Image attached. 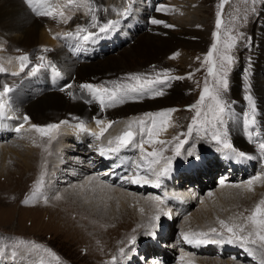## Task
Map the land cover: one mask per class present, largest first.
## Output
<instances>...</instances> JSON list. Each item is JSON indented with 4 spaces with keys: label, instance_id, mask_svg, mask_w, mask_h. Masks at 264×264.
Here are the masks:
<instances>
[{
    "label": "rangeland",
    "instance_id": "374dc122",
    "mask_svg": "<svg viewBox=\"0 0 264 264\" xmlns=\"http://www.w3.org/2000/svg\"><path fill=\"white\" fill-rule=\"evenodd\" d=\"M55 1L56 0H53V2ZM59 1L60 5L63 6V9L68 12H72L73 9H77L80 3H82L81 5H87L89 3V0H85V3L83 0H72L71 3L70 0ZM167 1L168 4L166 2H163V4L174 5L176 7V9H174L167 17L168 23L174 26L167 27L173 36H179L181 34L184 24H197L196 29L198 31L202 30L200 32L206 31V33H208V39H206L207 41H205V46L201 49L197 47V49H192L190 51L185 50L182 57L183 62H178L177 60H179V58H176V55H172L169 58L168 55L165 58L167 61L171 59L169 64L171 63V66L174 65L173 67L178 70L174 71V73L176 75L179 74L180 77L182 76L179 80L181 81L183 95L178 98L176 104L173 105V109H175L173 113L174 116L171 115L173 118L170 119L167 116L165 118L166 122L163 124L164 129L169 128V126H167L168 124H170V126L175 125L176 129L172 128L166 131V135L162 140L158 138V140L154 139L148 141V138L144 136L143 139L148 141L145 145H158L157 149L152 150L156 153V156L152 157L149 155L150 153H153L152 151L144 150L146 152H140V148L136 147L135 149L137 150L134 149L131 152L129 160L131 161V166L139 165V168H131L130 166L128 171L122 175L118 182L120 183L121 181V186L125 187L123 190L132 195L134 198H138L141 195L144 199L143 201L153 199L154 196H158V193L154 190L145 189V191H142L140 189H131V186L126 187L127 182L122 183L124 182L122 178L126 175L140 174L145 175L146 178L149 179L153 175V165L149 164V162L152 160L161 162L166 158L176 156L175 148L180 141H185L180 149L181 154L183 152L187 153L188 149L197 145V143L198 146H200L204 143L203 140L207 143V146H212L211 148H207L209 150L225 149L223 143L220 141L228 142L230 141V137L224 132V127L221 124L225 120L224 114L226 112V108L231 102L232 89L233 86H235V77H241L244 73L249 72L252 67L257 69L259 67L261 75H264V0ZM149 2V5L151 6L154 3L153 0H149ZM222 4L223 7H221ZM50 8L51 6H49V9ZM49 9L46 8L47 11H49ZM50 10L53 13L52 15H48L50 17L57 16L60 13L59 11L54 12L53 8ZM74 12H76V10ZM148 13H151V11L149 10ZM218 13L220 14L219 17ZM229 13H232V15H234L239 22H245L244 25H234L229 22ZM129 17V21L126 23H124L125 19L123 22L121 20V23L124 24L123 26L121 24L117 26L119 30L124 29L125 26L131 22L130 20L134 18L133 16ZM155 18L158 19L157 13L155 14ZM218 18L221 23L224 20V25L220 26L219 29L216 27ZM191 20H199L200 23H195ZM57 24L61 27L63 24L62 19L61 21L59 19ZM111 27L112 28L110 29H114L113 26ZM55 30L58 32L59 29ZM227 30H229V32H233L232 35L227 36ZM140 33L142 32H138L136 34ZM152 33L154 34V31ZM148 34L149 32L142 35L138 39L137 43L139 44L140 41ZM65 36L66 35L64 34H55L51 38V40L56 43L54 46L61 47L55 39L61 41ZM0 40V69H2L0 70V82H10L16 80L17 78H21L26 74L28 65L26 61L22 63L21 57L23 56H29L32 54L31 58L29 57L31 61L30 64H32L35 58L37 59L39 56L43 57V59L39 58V63L33 67L37 70V72L35 71L36 76L43 74L44 69L46 68L45 65L53 59V57H50V55H53V51H55V48L52 46L40 45L38 43L36 48L33 49H19L12 46L11 42L9 40H5L4 37H0ZM72 41L73 39L69 41V43ZM128 41L131 42L132 38H128ZM73 42L74 45H80L79 42L75 43V40ZM230 43L234 44V47L228 48L227 45ZM105 44L108 48L109 42ZM213 44L216 45L215 49L212 48ZM125 51H127V49H122L120 53L116 54L117 57L122 55ZM210 51L213 52L211 62H206L207 54ZM37 55L38 57H36ZM116 55L109 56L104 61L109 58H116ZM226 55L234 58L231 64H227L223 61L222 58ZM184 59L188 61L187 65L184 64L186 62H184ZM124 62L135 65L136 63L143 64L146 61L142 57H134L132 55L125 58ZM21 63L24 66L15 70L14 68L17 66L16 64L19 66ZM222 63L225 64L226 78L228 80V88L221 96V106L225 109L223 113L219 111V107L216 102L210 97L206 96L204 101H200V97L203 94V89L206 85L210 91L218 86V81L224 74V70L221 69ZM41 65H44L45 67L39 68ZM213 65H215V67L213 69V73L210 74L209 67H212ZM154 68L155 65L151 64V66H146L143 70L152 71ZM244 68L245 70H243ZM64 72L66 75L69 74L68 69H65V67ZM176 75H171V77H175L176 79L178 77ZM183 75L187 77H184ZM25 76L30 77L32 80V76ZM162 78L167 79L166 77ZM260 83L264 84V79L263 82ZM169 86L170 85L167 87ZM36 88H38L39 91L42 90L37 86L33 88L32 86L30 88L25 86L19 89L17 94L20 93L21 97L31 100L33 99L34 93H39V91L35 90ZM0 93L3 94V89ZM197 103H200L199 109H192L190 107L191 105ZM163 111H167V109ZM197 111H199L201 115L197 118V124L193 126V132L189 136L188 127L192 124L193 118L196 117ZM16 124L17 123L14 122L13 126ZM18 125L19 124H17V126ZM148 126L150 127L151 124ZM38 133L39 132L35 131V129L31 128L24 136L12 139V142H10L12 148L8 149L10 152L7 149H3V151H7L8 153L2 152L0 149V264H120V262L123 264L122 261L129 258L130 249L131 254L134 256L133 252H136L142 247L141 245H144V240H146L152 232H155V228L159 225H163V222L169 224L170 221L172 224H169L167 226L169 229H166V233H170V239L166 240L168 241V244H166L165 248L167 247L166 250H169L173 256H176L173 257V261L171 263L175 264L178 262L179 252H187V249L182 245V243H184L182 233L190 232L189 234H193L195 231L197 233L203 231L199 225L194 224V222L191 223L192 220H190L189 217L190 214L194 215L199 211V205L201 202H199L198 199L195 200L197 207L194 205L192 207L193 210H191L186 217L178 216L176 218L172 216L173 219L171 220L170 215L172 210L170 211V208L172 205H169L166 201L167 197H162L161 200L156 199L157 202H154L156 205L153 209L154 212H152V214L148 216V219L143 222L141 219L136 218L133 215L122 216V224H120L121 220L119 222L116 221L117 218L115 220L110 219L118 214L119 208H117V204H115L116 202L112 199L107 200L101 197L99 192H103L94 189V184H84L85 180L83 175L85 176V173L83 172L87 171L88 167L86 163L90 164V161H94L96 157V153L91 151L94 150L93 146L96 145V141H94L96 137L89 138L88 156H82L79 153L71 154L69 156L66 155V158L71 160L68 162L65 159V156H62L64 153L58 152V154L65 160L61 164L55 165L53 163L55 159L51 157V154L54 153L53 146L56 138L51 134V132L46 136H42L40 133L38 135ZM215 135H218L220 140L214 139L213 137ZM9 137L12 136L7 134L3 140L8 139ZM140 139L141 137L139 136L137 138V142H139ZM1 141L2 139L0 140V143ZM69 141H75L74 137L69 139ZM158 141H164L165 143L161 144ZM31 142H33L36 152L39 151V153L34 155V160H37L34 161L29 168L25 165L24 159L28 153L26 149L32 146ZM191 142L194 144L190 145ZM79 149L83 150L82 148ZM163 154L165 158H158V156ZM2 156H4L7 165L5 169L2 167ZM82 158H86L85 163L81 160ZM146 159H148L147 163ZM184 159L185 160L181 162L182 164H185L187 161L186 158ZM172 168L174 167L171 166L167 173H169ZM93 175L95 176L99 174L93 171ZM62 179L64 180L61 182ZM101 179L105 180L107 177ZM200 180L201 184L206 181L203 178H200ZM142 185L144 186V184ZM150 186L148 187L150 188ZM215 189H212L211 192ZM186 191L188 190L186 189ZM184 194H186V192H184ZM255 194H261L264 197V189L262 191L259 189L255 192ZM182 195L183 194H176V197L184 200L188 199L191 202L192 197ZM206 195L205 192L202 194V196ZM57 197H59V199H57ZM26 199L28 200L27 204L24 203ZM247 200L250 202L251 198H241L237 203L226 202L228 206L226 205V207H224L225 210L221 208L224 204L221 205L220 203L216 204V202H212L210 205L215 208H213L214 211L211 212L214 227L216 229L221 227L219 220H224V218H221V214H224L228 210L233 211V209H239V212L231 213L232 220L230 219V224L228 223L229 226L247 223L246 225L248 226V230H251L252 225L250 222L246 221V218L255 211L258 205L257 202L260 204V207H262L261 201L264 200L260 199L257 201L256 198L254 199L252 197V201L250 203H246ZM151 202L153 203V201ZM128 205V209H132V207H134L131 203ZM137 207L139 208V206ZM217 208L221 211H218ZM101 210L102 212H100ZM155 210L159 213H155ZM125 212L131 214L130 210H125ZM137 212L143 213L142 215L145 214L142 207L139 208ZM102 214H105L106 216H103ZM157 216L159 217L158 219H156ZM232 217H234L235 220ZM241 219H243V221ZM168 230H170V232H168ZM219 231L220 230H218V232ZM220 232L227 234L226 229ZM133 236L136 237L134 244L131 243V238ZM123 238H125V241H123ZM254 247L256 248V246ZM121 248L124 249L123 253L120 251ZM257 250L260 252V255L262 251H264L259 249ZM143 252H145V248ZM122 256L123 259L121 260ZM169 257H171V255H169ZM202 257L213 259L218 262L230 260L229 255L227 257L221 256L223 258L220 259L214 253L206 254ZM259 257L261 258V256ZM152 258H150V264H153L151 261ZM156 258L158 261H162L161 257L156 256ZM240 261L241 260H236V262L241 264H259L257 258L252 262L242 263ZM131 262H133V264L134 262H136L135 264L140 263L138 257H132L129 264H131ZM169 263L170 262H168V264ZM164 264H166V261H164Z\"/></svg>",
    "mask_w": 264,
    "mask_h": 264
},
{
    "label": "bare ground",
    "instance_id": "6f19581e",
    "mask_svg": "<svg viewBox=\"0 0 264 264\" xmlns=\"http://www.w3.org/2000/svg\"><path fill=\"white\" fill-rule=\"evenodd\" d=\"M49 1L50 0L47 1L45 0L43 3V1L41 0V3H38L39 4L38 5L35 0H31V3L27 2V0H0V34H1L0 37H4L5 40H9L12 46L19 49H29V48L33 49L36 48L38 43L40 45L54 47L55 51H53V55H50V57H53V59H51V62L45 65L46 68L44 69V73H46L48 70H50L49 72L55 71L56 75L57 73H59L57 77L60 78L63 83L60 89L52 90L50 89L47 80H43L39 78L42 77L41 74H39L38 76L35 75L37 70L36 72L35 71L33 72V67H35L36 64L39 63L38 60L40 56L38 57V55L36 56L38 57L37 59L36 58L34 60L32 59L33 60L32 64H30L31 62L30 59L26 61L28 65V70L25 75L32 76V80L30 79V77L24 75L23 77L17 78L16 80L10 82L7 81L0 82V92L2 89H4L5 86H7L10 89V91H8L7 93H5L4 91L3 94L0 93V104L4 105L3 109H0V140L2 139L0 143V149L2 150V152H7V151H3V149L8 150L9 148H12L10 144V142H12V139H16L19 136H24L25 134H27V131L32 128V125L43 127L51 123H56L59 124L60 126L57 130L51 132V134L56 138V139L54 138L55 139V144L53 146L54 153L51 154L52 155L51 157L55 159L53 163L55 165H59L62 162H64L65 159L68 162L71 161L70 159L66 158V155L69 156L71 154L79 153L82 156H88L89 138L96 137L92 135V133H96L98 135L101 131V128L109 123H111V127L104 132V135L100 136L99 139L95 138V140L98 141V144L95 146L94 151L99 153V149L101 147H104L107 152V149L109 147L108 144L109 140L113 141L112 147H116L115 137H117L121 131L127 129L128 126L131 124V130L135 134V140L133 141V143L128 146L120 147L118 148L117 151L105 155V156H111V155L116 156L115 158L118 159H115V164L118 165L122 162L125 165V168H127L129 164V161L127 160V156L133 151L132 148L137 146L138 144L137 138L139 136L141 137L140 125L137 123V121L145 120L147 122L149 120V118L146 116L147 113H158V112H162L165 109L167 110L173 109V105L176 104L177 99L183 95L181 81L179 79H175L174 77L169 81L168 84L170 85L169 87H167L168 85L163 86L161 84L153 85L152 87L154 89L164 91L165 94L162 96H154L152 91H149L146 92L141 97H139L138 99L128 98L125 99L123 103H115V104H111L110 106H107V100H106V106L103 109L101 108L99 100L96 99L92 94L88 93L86 90H82L80 88V85L83 83H91L97 86L104 85L107 86L109 89H111L114 87V82L115 84L130 83V81L128 80V76L132 74L147 76L148 79H156L153 73L156 72L169 73L170 71L176 69L175 67H173L174 65L171 66V63L169 64V61H171V59H169L168 61L165 60V58L171 52L177 50V52L175 54H171L170 57L172 55L173 56L176 55V58H179V60L177 61L183 62L182 57L184 51L197 49V47L201 49L203 46H205V41H207L206 39H208V35H207L208 33H206V31L200 32L202 30L198 31L196 29L197 24L195 25L184 24L181 34L179 36H173L170 33L169 28L167 29V27H165L164 24L162 23L147 31L146 33L149 32V34L146 35L140 41L139 44L137 43L138 39L146 33L142 32L143 34L142 33L133 34L132 36V33L126 31V36L124 37L123 35L121 36V34H118V36L123 37L122 40L118 42L121 45L120 48L105 53L101 56L98 54L93 57H89V56L86 57L84 55V49L86 44L89 45L88 48L86 49L91 50L92 54H95L97 52L102 53L104 52L105 49L104 47L105 43L113 41L116 38V36H113L110 33V28H112L111 26H113L111 25L109 30L106 31L107 34L105 36V37L108 36L109 40L107 42L101 43V45H98L96 41L102 40L103 33H100L99 29L93 26V21L91 19L92 16L95 15L97 17L98 24L101 25L103 23H106L109 17L115 16L120 13L119 4L121 1H125V0H89V3L87 5L86 4L81 5L82 3H80L77 9H75L76 12H74L75 11L74 9L72 10V12L70 11L68 12L65 9H63V6L60 5L59 0H56L55 2L51 1V3H48ZM136 1L140 3V5H138L139 10L137 11V13L138 12L142 13L139 15L138 21H144L145 17L149 15L155 17V14L157 13L158 20H161L166 24L170 25L167 19L168 15H166L167 14L166 8L164 7L165 11H157L158 8H163V7L158 5L156 3V0H153L154 3L152 6L149 5L150 4L149 0H136ZM83 2L85 3V0H83ZM42 4H44V6H46L47 9H49V6H51L50 9L53 8L54 12L55 11L63 12L64 16L61 17L60 15H57L54 17H50L48 15H42L41 13L47 12V10L43 9ZM149 10L151 11V13H148ZM67 17H71V19H68L67 22H65V18ZM129 18L130 17H127V20ZM59 19L60 21L62 19V23H63L61 25L62 29L57 24ZM191 21H194L195 23H200L199 20H191ZM131 22H129L127 26L133 27L134 25ZM55 29H59L60 31L58 30V32H56ZM153 31L154 34L152 33ZM90 32L93 35L89 36V39L87 41L81 38ZM55 34L66 35L61 41L55 39L57 43L61 45V47L54 46L56 43L51 40V38ZM128 38H132L134 42L130 43L127 46L126 44L129 43ZM72 39L73 41L75 40V43L79 42L80 45L77 44L74 45L73 41L71 43H68ZM66 42L68 43V45L64 44ZM0 45H1V40H0ZM122 49H127V51H125L122 55H119V57H117L116 54L120 53ZM106 50L108 51L109 49L107 48ZM31 55H29L28 58L29 57L31 58ZM115 55L116 58L113 59L109 58L106 61H104L107 57L115 56ZM132 55L134 57L135 56L142 57L146 62H144L143 64L136 63L135 65L124 62L125 58ZM185 61L186 59H184V62ZM187 62L188 61H186L184 64L187 65ZM151 64L155 65V68L152 71L143 70V68H146V66H151ZM16 65H15L16 67L14 68L15 70L19 67L24 66L22 63L19 66L18 64ZM64 67L65 69H68L69 71L68 75H66V73L64 72ZM243 70H245V68ZM259 73H260L259 67L258 69L252 67V69H250L249 72L244 73L243 75H241V77L239 76L235 77L234 79L235 86H233L232 94L230 92L231 102L230 105L226 108V112L224 114L225 120L221 125L224 127V132L227 134V136L230 137V141H228V143L231 142L230 144L232 145L233 148H240V150L247 155H251V154L257 155L258 159L264 163V158H262V154L259 149V143L264 142V107H263L264 84L260 83L263 82L264 75H261V73L260 74ZM67 84H71V88L65 89V85ZM30 85L32 86V88L37 86L42 89L41 91H39L38 88L35 89L39 91V93H34L33 99L27 100L24 97H21L20 93L17 94V91L19 89L25 86L30 88L31 87ZM249 95L252 96L251 105L247 100V97ZM174 111L168 114V117L170 119L173 118ZM25 114L30 118L27 123L23 121V116ZM246 115L250 119L255 120L254 125L250 126V128L247 130L245 129ZM96 118L101 119L104 123L101 125H97L95 122ZM13 121L19 125L23 124V127L20 129L19 132L15 130L19 125L17 126L16 124L15 126H13L14 125ZM81 122H83L87 131L80 130L79 124ZM164 122H166L165 119L161 121L159 120V118H157L158 132L157 134L153 135L152 140L154 139L158 140V138L162 140L166 135V131L175 128V125L170 126V124H168L167 126H169V128L164 129L163 128ZM248 131H251L253 133L251 138H249ZM7 134L12 137L3 140V138H5ZM144 136L147 137V134H145ZM72 137H74L75 141L70 142L69 139H72ZM203 142L204 143L201 144L200 146H198L197 143V145L190 147L187 153L183 152L176 159H174L171 162L172 164L171 166L174 168H172L169 171V173L166 172V174L170 175L171 171H174L178 167L181 168L182 166L181 162L185 160L184 158H186L188 162H192L190 167L194 162L201 161L205 153L211 152L207 148L212 147V146H207V143L204 140ZM31 143L32 146L26 149L28 153L26 155V158L24 159L25 165L29 168L31 167V164L37 160V159L34 160L35 158L34 155H36V153H39V151L36 152V148L34 147L33 142ZM145 144H144V150L146 151H152L154 149H157L158 147V145L147 146ZM193 144L194 143L192 142L190 143V145ZM79 148H82L83 150H80ZM58 152H63L64 154L62 156H65V159L62 158V156L59 155ZM189 152H191L192 155H188ZM158 158L160 159L165 158L164 154L158 156ZM81 160L85 163L84 158H82ZM166 160H170V159L166 158L165 160H162L159 163H151V164H153V167L156 171H160L165 167ZM1 161L3 165L2 167L3 169H5L7 165L4 156H2ZM86 164L88 165V163ZM253 166L254 165L248 166V168H252ZM253 169L254 170L252 171L254 172L250 173L251 175L246 181L237 182L238 179L236 178V182L225 181V184L223 186L218 182H216L218 184L216 186L214 184L211 185L210 184L211 182L205 183V185H202L200 183L198 185V188H188L187 189L188 191H186L185 188L184 189L185 191L180 190L178 192H174L175 195L183 194L182 196L188 195L189 197H192L191 202L189 201L190 203H192V205L189 206L190 208L188 209V212L185 213L184 217H186V215L190 213L191 210H193L192 207L196 205L195 200L198 199V201L201 202V204L199 205L200 207L199 211L197 212V214L194 215L190 214L189 217L190 220H192L191 223L194 222V224H197L202 228L201 230L203 231L201 232H208L209 228L214 227L213 225L214 221L211 218L212 215L211 212L214 211L213 210L214 206L210 205L212 202H216V204L220 203L221 205L224 204L223 207H221L224 209V207H226L227 205L226 202L237 203L238 201H240L241 198H245V199L251 198V201H252V197L254 199L256 198L257 201L260 199L264 200V197L261 194L260 195L255 194V192L258 191L259 189H261V191L264 189V165L261 163H257L253 167ZM109 170L110 168L107 167L104 170L105 172H100V173L103 174L108 172ZM210 170L214 171L216 170V168L212 167ZM83 173H85V176L83 175L85 180L84 184H88V183L94 184L93 186L94 189L103 192V193L99 192L101 197L107 200L112 199L116 202L115 204H117V208H119L118 214L116 215L117 217L116 216L111 218L109 217L110 219L115 220L117 218L116 221L119 222L122 216L133 215L136 218L141 219L143 222L146 219H148V216L151 215L152 212H154L153 209L156 206L154 202H157L156 199H148L143 201L144 199L142 198L141 195L138 198H134L132 195L128 194L126 191L123 190L125 187L121 186L122 185L121 182L113 183L110 182L111 179L107 178L103 180L101 179L102 177H100V175L94 176L92 169L89 167V165L87 167V171ZM256 177H262V178L254 180V183L251 186V190H249L247 181L254 179ZM199 179L200 178H198L197 180ZM221 179L222 178H220L219 181ZM63 180L64 179H62L61 182ZM160 182L161 180L153 179L149 183H141V184L127 183L126 187L131 186V189L135 190L137 189L135 187L140 188L142 184H144V186L147 185L146 187L153 185L150 186V188L154 190V188L156 187L154 185L156 183H159L160 185ZM159 189H161L160 186ZM212 189L215 190L211 192ZM184 192H186V194H184ZM204 192L205 195L207 194L206 196H202ZM209 193H211V195H209ZM157 197L159 198L158 200L162 199V196H157V195L154 196V198ZM199 197L201 200L199 199ZM151 201H153V203ZM167 202L169 203V201ZM248 202L249 201L247 200L246 203ZM129 203L134 205L132 209L130 208L128 209ZM257 204L260 205L258 202ZM137 206H139V208L141 207L143 208V211L145 213L144 215H142L143 213L137 212L139 210ZM261 208L262 211L264 212V205H262ZM125 210H130L131 214L125 212ZM170 211H171V215H170L171 220L173 219L172 217L173 215H177V217L178 216L180 217L181 213L178 210L175 211V209L171 207ZM218 211L221 210L218 209ZM100 212H102V210ZM232 212L237 213L239 212V209H235V210L233 209V211L228 210L224 214H221V218H224L226 223H229V221L232 220L231 219ZM155 213H159V212L155 210ZM102 215L106 216L105 214ZM232 218L235 220L234 217ZM241 220L243 221V219ZM122 223L123 222L121 220L120 224ZM208 225H210L211 227ZM167 226L168 225L165 226V229H169ZM158 229L159 231L163 230L164 240L170 239V233H166V231H164L163 225H159L158 228L155 229V233H157ZM217 230L224 231L225 229L220 227ZM168 232H170V230H168ZM189 233L190 232H188V234ZM195 233L197 232L195 231ZM223 235L225 236V238H227L229 234L223 233ZM124 239L125 238H123V241H125ZM210 244H215L217 246V249L225 247L226 249L220 254V256L217 254V257L222 259L223 257H227L229 255L230 260L218 262L213 259L204 258L202 257L203 255L211 254V251H209L211 249V245L208 244L207 246L205 245V243L197 245L195 241L190 244L185 242L184 240V243H182V245L184 246V248L187 249V252H182V253L179 252L178 262L175 264H241L239 262H236V260H241L240 262L245 263V262H252L256 258L260 262L259 256L261 255L257 249H256V255L254 257L252 255H249L246 248H243L245 251L239 250V248H242L239 243L224 242V243H210ZM251 247L255 249L254 246ZM141 248L139 250H141ZM130 250H129V258L123 260L122 262L127 261V263H129L130 259L136 256V255L133 256ZM137 251L133 253L137 254ZM139 256H142V253H139ZM156 256L157 257L159 256L161 258L162 256H165L166 261L168 260V258H170L169 255H164L163 252L158 250ZM156 256L154 257V259H151L152 263L164 264V262H162L160 259H159L160 261H158ZM173 257L176 256L174 255ZM147 258L149 261L150 258H152L149 252ZM122 259L123 256L121 260ZM135 263L136 262H134V264ZM131 264H133V262H131Z\"/></svg>",
    "mask_w": 264,
    "mask_h": 264
},
{
    "label": "snow or ice",
    "instance_id": "6c2138e0",
    "mask_svg": "<svg viewBox=\"0 0 264 264\" xmlns=\"http://www.w3.org/2000/svg\"><path fill=\"white\" fill-rule=\"evenodd\" d=\"M27 2L31 3V0H27ZM72 2V0H70V3ZM221 7H223V4L221 5ZM157 11H165L164 8H158ZM42 15H52V11L49 10L47 12L41 13ZM59 15L61 17L64 16L63 12H60ZM219 13H218V17H219ZM68 19H71V17H67L65 18V22H67ZM92 21H93V26L94 27H98L99 32L100 33H105L106 31L109 30L110 26L113 25V21L109 20L107 21V23L100 25L97 23V17L95 15L92 16ZM150 23L153 25H159V24H164L165 27H174L173 25H168L165 22L158 20V19H151ZM221 25V21L218 18L217 22H216V27L217 29L220 28ZM93 35V34H88L85 35L83 37V39L85 41H87L89 39V36ZM214 35H218V34H214ZM228 48H232L234 47V44H228L227 45ZM212 48L215 49L216 45L213 44ZM213 52L210 51L207 54V58H206V62H211V58H212ZM174 58V57H173ZM29 58L28 56H23L21 57V61L22 63L24 61H27ZM40 59H43V57H40ZM223 61L226 62L227 64H231L233 62V57L232 56H224ZM38 67V66H37ZM215 65H213L212 67H209V73L212 74L213 73V69H214ZM221 69L224 70V74L222 75V77L219 79L218 81V86L215 87L213 90L210 91V89L207 87V85L204 87L203 89V94L200 97V101H204L205 97H210L213 101L216 102L217 106L219 107V111L221 113L224 112V107L221 106V96L222 93L226 92L227 88H228V80L226 78V69H225V64L222 63L221 64ZM2 70V69H0ZM36 71V68H33V72ZM59 73H57L58 75ZM163 75L166 74H161L160 76H158L156 79H148L147 76H142L139 74H132L128 76V80L130 81V83L127 84H115L114 82V87L109 89L107 86L101 85V86H97V85H93L91 83H83L80 85V88L82 90H86L88 93L92 94L96 99L99 100V103L101 105V108L103 109L106 106V100H107V106H110L111 104H115V103H123L125 99L131 98V99H138L139 97H141L142 95H144L146 92L152 91L154 96H162L164 95V91L163 90H157L154 89L152 86L155 84H161V85H167L168 82L172 79V77H168L167 79L162 78ZM182 77H177L176 79H181ZM67 88H71V84H67L65 85V89ZM64 90V89H62ZM3 91L5 93H7L8 91H10V89L5 86ZM247 100L249 102V104H252V96L249 95L247 97ZM4 105L0 104V109H3ZM192 109H199L200 108V103L194 104L190 106ZM254 107V106H253ZM174 111V109H168L167 111H162V112H158V113H147L146 116L149 118V120L146 122L145 120H139L137 121V123L140 125V135H141V139L139 141L138 147L140 148L141 152H143L144 150V144L148 141H151L153 138L154 134H157L158 132V127H157V118H159V120L163 121L170 112ZM201 113L199 111H197L196 113V117L193 118L192 124L189 125L188 127V135L190 136L193 132V126H195L197 124V118L200 117ZM29 117L25 114L23 116V121L25 123H27L29 121ZM95 122L97 125H101L104 122L101 119L96 118ZM64 123V122H61ZM148 123L151 124V127H148ZM255 120L254 119H250L247 115L245 116V129H249L250 126L254 125ZM59 124L56 123H51L48 124L46 126L40 127V126H36V125H32V128L35 129V131L39 132L42 136H46L48 135L50 132L57 130L59 128ZM23 127V124L19 125L15 130L17 132L20 131V129ZM111 127V123L107 124L106 126L101 128L100 133L97 135L96 133H92V135L96 136L97 139L100 138V136L104 135V132L107 131L108 128ZM79 128L80 130L83 131H87V129L85 128L83 122H81L79 124ZM147 134L148 137V141H145L143 139V135ZM248 135L249 138L252 137L253 133L251 131H248ZM216 140H220L218 135H215L213 137ZM135 140V134L134 132L131 130V124L128 126L127 130H125L121 135L115 137V141H116V147H112L113 141L109 140L108 144L109 147L107 149V152L105 150L104 147H101L99 149V154L101 156H105L108 153H112L118 150V148L120 147H124V146H128L130 144L133 143V141ZM159 143L163 144L165 143L164 141H158ZM221 143H223L224 148L226 149H231L232 153H234L235 155H238L240 157L245 156V153L243 152H239L237 153L236 150L232 147V145L226 141H220ZM185 143V141H180V143H178L176 145L175 148V154L177 156H179L180 153V149L183 146V144ZM259 149L260 152L262 154V158H264V142L259 143ZM152 157L156 156V153H150L149 154ZM188 155H192L191 152L188 153ZM159 161L157 160H152L150 161L151 163H158ZM171 164V160H166L165 161V167L163 169H161L160 171H156L155 169L152 170L153 174L156 176L157 180L164 175L168 170V165ZM131 168H139V165H132ZM262 177H256L254 179H251L249 181H247V185L249 190H251V186L254 183V180L256 179H261ZM124 180V182L127 183H132V184H141V183H149V179L146 178L145 175H140V174H134V175H126L124 178H122ZM220 184L223 186L225 184L224 179L220 180ZM154 186L159 187V183H156ZM209 195H211V193H209ZM57 199H59V197H57ZM153 199H159L157 198H153ZM25 204L28 203V200L26 199L24 201ZM261 205H264V201H261ZM258 214H259V218H258ZM159 217L157 216L156 219H158ZM247 221L250 222V224L253 226L251 230H248L247 225L246 224H235L232 226H229L228 223H226L225 220H219V224L221 226V228L226 229L227 233H229V235L227 236V238H225V236L223 235V233L218 232V230L215 227L209 228L208 232H200V233H193V234H187V233H182L183 239L187 242V243H193L195 241V243L197 245L199 244H204V243H239L240 246L242 248H246V250L248 251L249 255H252L255 257L256 255V249L259 250H264V212L261 211V207L260 205L257 206V208L255 209V211L248 216ZM246 233V234H245ZM136 237L133 236L131 238V243H135ZM251 246H256V248L254 249ZM121 253L124 252V249L121 248L120 249ZM259 264H264V251H262L261 253V258H260V262Z\"/></svg>",
    "mask_w": 264,
    "mask_h": 264
}]
</instances>
